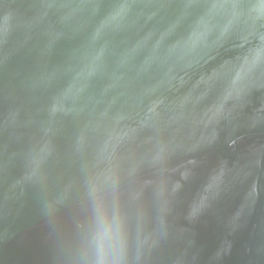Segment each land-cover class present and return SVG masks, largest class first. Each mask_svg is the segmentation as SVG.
Instances as JSON below:
<instances>
[{"label":"water","instance_id":"95a60500","mask_svg":"<svg viewBox=\"0 0 264 264\" xmlns=\"http://www.w3.org/2000/svg\"><path fill=\"white\" fill-rule=\"evenodd\" d=\"M0 264H264V0H0Z\"/></svg>","mask_w":264,"mask_h":264}]
</instances>
